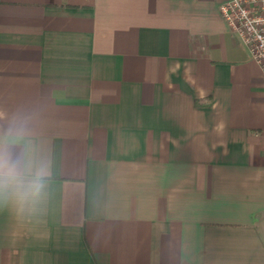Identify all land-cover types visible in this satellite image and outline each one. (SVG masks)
Listing matches in <instances>:
<instances>
[{"label": "crops", "instance_id": "0c3cea01", "mask_svg": "<svg viewBox=\"0 0 264 264\" xmlns=\"http://www.w3.org/2000/svg\"><path fill=\"white\" fill-rule=\"evenodd\" d=\"M224 1L0 0V146L37 180L0 264H264V76Z\"/></svg>", "mask_w": 264, "mask_h": 264}, {"label": "built area", "instance_id": "2783aa9c", "mask_svg": "<svg viewBox=\"0 0 264 264\" xmlns=\"http://www.w3.org/2000/svg\"><path fill=\"white\" fill-rule=\"evenodd\" d=\"M219 10L227 26L247 45L264 76V0H226Z\"/></svg>", "mask_w": 264, "mask_h": 264}, {"label": "clouds", "instance_id": "9594fccd", "mask_svg": "<svg viewBox=\"0 0 264 264\" xmlns=\"http://www.w3.org/2000/svg\"><path fill=\"white\" fill-rule=\"evenodd\" d=\"M15 131L22 135L25 129L21 127ZM36 186L37 180L27 176L20 159L0 146V200L9 195L23 199Z\"/></svg>", "mask_w": 264, "mask_h": 264}]
</instances>
